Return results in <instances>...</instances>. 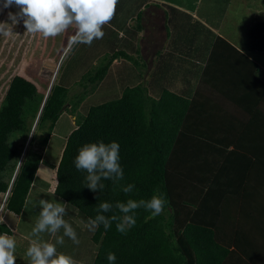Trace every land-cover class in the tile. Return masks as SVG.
Segmentation results:
<instances>
[{
	"label": "trees",
	"instance_id": "obj_1",
	"mask_svg": "<svg viewBox=\"0 0 264 264\" xmlns=\"http://www.w3.org/2000/svg\"><path fill=\"white\" fill-rule=\"evenodd\" d=\"M187 1L197 12V22L205 27L203 20L213 29L229 3L208 0L204 6V0ZM204 32L199 31V36ZM197 37L182 34L185 46L176 55L180 72L192 77V83L164 87L158 97L141 84L128 85L113 99L80 108L100 88L113 60L129 58L123 49L84 73L77 82L83 88L78 93L53 81L46 95L50 83L42 90L22 75H14L0 103V194L8 190L38 119L3 209L20 217L36 192L35 182L48 190L49 184L37 176L39 165L47 164L46 155L35 143L47 146L59 116L69 111L76 116L75 127L58 162L47 164L56 177L54 195L45 192L48 198L59 197L61 204L73 205L88 220L96 217L102 202L113 205L112 211L102 213L110 217L123 215L115 208L117 202L149 200L154 195L167 201L163 212L154 217L143 207L130 213L136 223L126 234L117 231L116 221L107 230L99 225L91 234L95 247L89 252L93 256L89 264H109V252L116 256L114 264H236L237 258L244 264H264V73L256 60L224 36L215 34L208 41L199 40L201 44ZM246 47L264 52V20L249 25ZM176 63L160 62L156 70L159 75L163 71L164 76L172 75ZM101 141L119 143L124 178L119 182L102 179L104 190L93 192L85 186L86 171L77 170L74 160L84 144ZM236 163L240 172L232 176ZM248 181L257 187L252 204L260 214L253 217L260 235L257 241L252 233L238 231L230 217L222 216L233 210L229 196L243 184L250 185ZM127 185L134 186L130 193L122 190ZM11 232L0 222V234Z\"/></svg>",
	"mask_w": 264,
	"mask_h": 264
},
{
	"label": "rangeland",
	"instance_id": "obj_2",
	"mask_svg": "<svg viewBox=\"0 0 264 264\" xmlns=\"http://www.w3.org/2000/svg\"><path fill=\"white\" fill-rule=\"evenodd\" d=\"M145 1L146 0H118L113 20L103 27L105 35L102 39L94 40L90 46L87 44H72L71 41L73 33L72 30H69L67 32L68 35L67 33L63 34L59 42V44L62 43L66 35L67 40L70 37L68 41L66 40L68 44L64 48L65 51L61 52L63 54H60L59 57H54L55 60L52 67L48 64H43V67L38 66L39 68H36L32 64L31 69L23 67L21 69V73L32 79L39 89L45 90L51 78L47 75L49 74L48 68L50 67V70H52L51 73H53L51 74L53 75L52 80L56 81L58 84L68 87L70 89V93H78L81 92L83 88L77 82L84 73L97 67L103 57L110 55L117 50L123 49L129 55V58L126 59L124 57L117 56V58L113 61L114 63H112L110 69L108 70L107 76L100 83L101 85L98 86L100 88L95 90L91 96H88L82 102V106L80 108L85 109L92 104L94 105L99 102L113 99L119 95L117 94L118 91L128 85L131 86L141 84L143 87H147L150 95L158 97L160 91L164 87L169 88L171 86V88L174 89V87H178L180 84H183L182 82L185 84L188 82L192 83V77L183 71L180 72L182 69L180 67V58L178 59L176 55L181 54L179 53L180 47L185 46L183 39H181L182 34L184 35L190 33L195 34V37H197V35L199 36L198 32L201 30L206 32H204L205 34L197 37L199 44H201L200 41H208V38H212L215 34H221L225 38L229 39V41H231L240 50L244 51L248 56L253 58V60H256L262 67L261 70H264V52L249 51L246 47L247 29L249 25L253 22L264 20V0H229L224 16L216 29H213L208 23L201 20V22L205 24V27H203L201 25L202 23L197 22L195 14L194 16L193 14L189 16L185 14H183L184 16H177L173 14L172 16L171 11L174 9L169 7L170 9L167 11L169 17L167 16L168 19L166 21L167 28L169 30L167 43H165V39L162 38L163 33L159 42L158 40H154L158 39V36H161V34L158 35L159 32H162L161 28H155L154 35H152L153 31L150 29V33L147 36L146 41H144L143 48L140 49V40H128L127 36L130 34H138L135 30H132L133 25L132 22H130L132 18L133 22L138 23L141 26L140 28H136V30L142 28V15H139L140 12H138V10ZM206 1L208 0H204V6L206 5ZM31 36L33 37V34H27L25 36L22 34L13 42V48L16 49L17 45L19 46L17 53H21L22 48L26 47L27 54L25 59H27L29 63L33 61V63L37 62L38 64L41 59H46L47 57L53 59L51 56L53 52L56 55L55 47L58 44L51 45L50 43L49 45V42L47 41L48 38H44L41 43H39V40H37L39 34L36 35V44H34V41L32 40L35 39L30 38ZM141 37L144 39L143 33L141 34ZM51 39L52 38H49L50 42L53 41ZM191 40H193V37H191ZM54 44H56V42H54ZM163 44L166 45L163 52L161 50L158 52V56H150L155 50H158L159 48L161 49ZM35 57H37V61L33 59ZM170 60L177 62L175 64V68H177L175 73L172 72V75L166 74V76H164L163 71L161 73L163 76L159 75L160 73L158 69L156 70L158 63L161 62L164 64V61L167 62ZM44 68H46L47 74H44ZM36 69H39V72H37ZM18 71L19 70L17 69L14 70L13 74ZM184 77L188 78L187 82ZM89 87L90 85L87 87L88 90ZM75 117L76 116L72 115L69 111H64L54 125L47 146L41 148L39 144L35 143V146L38 149L40 148L42 152L45 153V160L48 165L49 163L56 164L58 162L66 137L75 127ZM47 164L43 163L40 166L39 172L43 178L46 176V172L48 171L49 175L52 174V170L48 169ZM53 171H55V169ZM47 178L51 180L52 189L49 188L48 191L44 185H39L40 183H37L40 188L37 186L39 189L36 188V192L33 190L29 199L28 207L18 220L13 213H10L7 209H3L2 201L4 199V194H1L0 221H2L3 218L9 219L11 216H14L12 220H14V223L16 222L15 228L18 231L17 234H12V237L16 241V264H29V258L26 256V250L29 247L28 241L34 238L31 235V230L35 226L41 211V206L39 205L40 200L44 199L55 203L62 202L59 200V197H50L48 195L50 197L48 198L47 195H45L46 191L54 195L52 191L56 183L54 178L51 179V176H48ZM66 210L67 214L64 219L74 228L79 244L74 243L69 237L63 236V229H61L56 236H63L64 243L63 245H56L57 252H63L71 255L77 261V264H89L93 257L88 256L90 254L89 252L93 251L95 247L90 239L93 231L88 228L89 220L85 219L80 211H78L77 208L71 204H67ZM231 220H234V218H231ZM40 238L53 243H55L56 240V237L49 233H41ZM236 264H244V261L237 258Z\"/></svg>",
	"mask_w": 264,
	"mask_h": 264
},
{
	"label": "clouds",
	"instance_id": "obj_3",
	"mask_svg": "<svg viewBox=\"0 0 264 264\" xmlns=\"http://www.w3.org/2000/svg\"><path fill=\"white\" fill-rule=\"evenodd\" d=\"M117 4L118 0H3L2 8L15 5L18 11L9 12V19L13 25L22 20L26 32L30 34H40L43 38H55L72 30V44L90 46L94 40L104 37L103 27L113 20ZM11 33L12 28L7 23L0 22V34L10 36ZM119 148L118 142L101 141L86 143L79 149L74 164L77 170L86 171L85 186L93 192L104 190L105 185L101 183L102 179L119 182L124 178L123 169L119 163ZM133 187V185H127L122 190L130 193ZM2 202L4 206V199ZM166 202L162 195H154L149 200L129 199L127 203L117 202L115 208L123 215L114 213L110 217L102 213L112 211L113 205L102 202L99 204L96 217L89 220L88 228L95 231L102 224L107 230L112 222L116 221L117 231L126 234L136 223L134 215L130 213L143 207L154 217L163 212ZM40 206L39 217L31 230L34 238L30 240L26 250L29 264H77L71 255L58 253L56 247L57 244L63 245V236L79 244L74 228L64 219L67 214L66 206L44 199L40 200ZM61 229H63V236H56ZM41 233H49L56 237L55 243L42 240ZM15 249V239L8 234H0V264H16ZM107 259L109 264H114L116 256L109 252Z\"/></svg>",
	"mask_w": 264,
	"mask_h": 264
},
{
	"label": "crops",
	"instance_id": "obj_4",
	"mask_svg": "<svg viewBox=\"0 0 264 264\" xmlns=\"http://www.w3.org/2000/svg\"><path fill=\"white\" fill-rule=\"evenodd\" d=\"M2 5H3V0H0V22L7 23L8 26L12 28V33L10 36H5L3 34H0V101H2L4 94H5L8 86H9V82L11 81V79L14 75H16V74L22 75L23 77L33 81L32 79L28 78L27 75H24L21 73V69L23 67H27L28 69H31L32 64L36 68L38 66L43 67V64H45V65L48 64L49 66L52 67L54 65V60H55L54 57L56 56V58H57L60 56V54H63L61 52L65 51L64 48L68 44L67 41L70 39V37H69L67 40V35H68L67 32H66L67 35H66L65 39L60 44H59V42H60L62 35L57 36L55 38H52L51 40H53V41H51V42L49 41V38H48L47 41L49 42V45H50V43H51V45H57L58 44L55 47L56 55L54 52L52 53L51 57H53V59H50L49 57H47L46 59H44V58L41 59L38 64H37V62L33 63V61H31V63H29V61H27V59H25L26 58L25 56L27 54L26 47L22 48V52L18 54L17 51H18L19 46L17 45L16 49L13 48V42L20 35L23 34L25 36V35L30 34V33L26 32V29L23 25L22 20L20 21V23L13 25L11 20L9 19V12L15 13L18 11L16 6L13 5L10 8H2ZM167 6H168V8H167ZM169 7L174 9L173 11H171L172 16H173V14H175L177 16H180V15L184 16L183 14L188 15V16L193 14V16H194V14H195L197 17V13L190 8V5H189L187 0H146L144 3H142V5L140 6V9L138 10V12H140L139 15H142V20H141L142 28L136 30V28H138L137 27L138 23L133 22V18H132L130 21V22H132V25H133L132 30H135L138 34L137 35L136 34L135 35L130 34V37L128 38V40L129 39H132V40L139 39L141 42L140 49H142L144 41H146V38L150 33L149 30L151 29V31H153L152 35H154L155 28H161L162 32L158 33V35L161 34V36H158V39H154V40H158V42H159V39H161L162 33H163L162 38H164L165 43H167L168 29H167L166 21L168 19L167 18V16H168L167 11L170 9ZM72 33H73V31H72ZM142 33H143L144 39L141 37ZM36 35L37 34H33V37L32 36L30 37V38L35 39V40H32V41H34V44H36L35 43L36 37H37ZM70 36H71V34H70ZM43 39L44 38L42 37V35L39 34V37L37 39V40H39L38 42L41 43V41ZM54 42H56V44H54ZM165 46L166 45L163 44L161 46V49L159 48L158 50H155L150 56H155V55L158 56L159 55L158 52H160L161 50L163 52L165 50ZM177 55L180 56V54H177ZM37 57H35L33 59L35 61H37L38 60ZM112 63H114V62H112ZM16 69L19 71L13 74V71ZM44 69H45L43 71L44 74L45 73L47 74L46 68H44ZM48 70H49L48 71L49 74H47V75L52 77L53 75H51V74H53V73H51L52 70H50V67L48 68ZM36 71L39 72V69H36ZM263 73H264V70H263ZM38 74H40V73H38ZM50 81H51V78H50ZM50 81H49V83H50ZM260 125H263V123H261ZM232 148H233V145L230 144L228 149L232 150ZM42 164L43 163H41L39 165V168L37 170V176L39 177V179L47 182L49 184V188H51V180L48 179L47 177L51 176V179L54 178L56 181L55 171H53L54 170L53 168L51 169L48 166V169L52 170V174L49 175V171H48V172H46V176L43 178L39 172L40 166ZM239 167L240 166L238 165V163H236L235 167L232 170V176L239 174L237 172V171L240 172ZM243 180H244L243 182L245 183V179H243ZM43 181H40V182L43 183ZM37 183L39 184V182H35V184H34L35 188H37V186L39 187V185H40V184L38 185ZM249 183H250V185L243 184V185H245V187L241 186L240 190L238 191L239 193L233 192L231 194V196H229L230 201L232 202L233 210H229L230 211L229 213H224V214H222V216L234 218V220L231 221L233 223L234 227H237L238 231L243 232L246 235H249L252 233L255 236V238L253 240L257 241L260 235L258 234L257 231H255V228H254L255 221L253 222V217H256V215H257V218H258V216H260V214L258 213V211H257V213H255L254 208L252 209V204L255 201V197H256V188L257 187H255V182L252 181ZM231 184H233V177H232ZM39 188H37V189H39ZM0 197H1V194H0ZM263 197H264V194H263ZM239 203L243 206V208H241ZM13 217L14 216H11L9 219L3 218V220H2V222H4L12 231L11 234H8L9 236H12V233L17 232V229L15 228L16 222L14 223V220H12ZM16 218L18 220L19 216H16ZM224 224H226V223H224ZM226 225H228L230 228L232 227L230 224H226Z\"/></svg>",
	"mask_w": 264,
	"mask_h": 264
},
{
	"label": "water",
	"instance_id": "obj_5",
	"mask_svg": "<svg viewBox=\"0 0 264 264\" xmlns=\"http://www.w3.org/2000/svg\"><path fill=\"white\" fill-rule=\"evenodd\" d=\"M53 81H54V80L51 79L50 84H49V86H48L49 88H48V90H47V92H46V95H47V93L49 92V89H50V87H51ZM37 119H38V116L36 117V119H35V121H34V123H33V126H32V128H31L30 134L33 133V130H34L35 124H36V122H37ZM31 135H32V134H31ZM31 135L28 136V140H27L26 143H25V147H24V149H23V151H22V154H21V156H20V159H19L18 165H17V167H16V169H15V171H14L13 177H12L11 182H10V184H9V188H8V190H7L6 193H5L4 202H5V199H6V197H7L8 192H9V190H10V187H11V184H12V181H13V178H14L16 172H17V169H18L19 163H20V161H21V159H22V157H23V154L25 153V150H26L27 146H28V143H29V140H30V138H31Z\"/></svg>",
	"mask_w": 264,
	"mask_h": 264
}]
</instances>
